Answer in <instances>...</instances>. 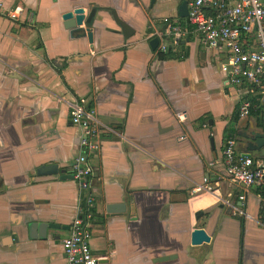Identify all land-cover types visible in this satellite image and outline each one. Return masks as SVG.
<instances>
[{
	"label": "crops",
	"instance_id": "0c3cea01",
	"mask_svg": "<svg viewBox=\"0 0 264 264\" xmlns=\"http://www.w3.org/2000/svg\"><path fill=\"white\" fill-rule=\"evenodd\" d=\"M181 1L0 0L21 9L14 20L0 14V264H65L61 240L79 198L69 173L77 97L100 130L89 155L90 246L100 264H264V183L231 180L223 164L228 138L242 155L245 136L264 134L263 109L237 115L251 94L227 82L222 56L198 34L178 46L157 36L164 17L182 18ZM73 6L95 8L92 42L64 28ZM162 44L187 55L159 59ZM51 164L61 172L37 174ZM40 223L52 226L44 236ZM199 227L210 240L192 245Z\"/></svg>",
	"mask_w": 264,
	"mask_h": 264
},
{
	"label": "built area",
	"instance_id": "2783aa9c",
	"mask_svg": "<svg viewBox=\"0 0 264 264\" xmlns=\"http://www.w3.org/2000/svg\"><path fill=\"white\" fill-rule=\"evenodd\" d=\"M185 1L187 16L184 21L164 17L155 33L161 39H168L173 46H178L189 32L198 34L204 48L222 56L219 66L227 82L251 94L240 100L238 116L245 117L262 108L264 121V0ZM20 11L19 7L7 10L0 3V14L12 20ZM167 49V44L160 46L163 52ZM69 116L71 124L81 130L77 143L79 153L69 165L79 198L69 234L61 240L64 260L65 264H100L90 246L95 194L89 161V155L99 148L100 130L83 97L69 103ZM223 164L231 180L246 186L264 183V157L256 160L252 156L237 154L234 138L224 142ZM238 198L243 201L244 196ZM236 211L244 215L242 209Z\"/></svg>",
	"mask_w": 264,
	"mask_h": 264
},
{
	"label": "water",
	"instance_id": "95a60500",
	"mask_svg": "<svg viewBox=\"0 0 264 264\" xmlns=\"http://www.w3.org/2000/svg\"><path fill=\"white\" fill-rule=\"evenodd\" d=\"M178 15L182 18L187 16L186 1L182 0L178 6ZM117 23H119L124 36H130L133 34L134 30L125 22L121 21L115 11H111ZM95 14V8H91L84 12L83 7L73 6L70 10L63 12L61 15L63 26L65 29L70 31L72 37L86 36L89 42L93 40V32L90 27L91 20ZM88 25V26H83ZM152 49H155L158 44L157 38H152L149 42ZM246 140L241 141L239 151H241L245 156L253 157H264V134L261 132L252 131L249 135L245 136ZM59 168L56 164L44 165L37 169L38 175H51L58 174ZM61 172V171H60ZM63 177V176H62ZM70 177L71 174H70ZM38 230L45 235V231L48 227L47 223L36 224ZM210 236L206 233L203 228H194L190 234V243L192 245L201 244L202 242H209Z\"/></svg>",
	"mask_w": 264,
	"mask_h": 264
},
{
	"label": "trees",
	"instance_id": "16d2710c",
	"mask_svg": "<svg viewBox=\"0 0 264 264\" xmlns=\"http://www.w3.org/2000/svg\"><path fill=\"white\" fill-rule=\"evenodd\" d=\"M179 20L182 22V21H184V18H179ZM157 57L159 58V59H167V58H184V57H186V55H187V52H185L184 54H182V55H176V54H174V53H171L169 50L168 51H166V52H157ZM51 64L52 65H54L55 67H57L55 64H54V62L53 61H51ZM237 115H238V113H237Z\"/></svg>",
	"mask_w": 264,
	"mask_h": 264
},
{
	"label": "rangeland",
	"instance_id": "374dc122",
	"mask_svg": "<svg viewBox=\"0 0 264 264\" xmlns=\"http://www.w3.org/2000/svg\"><path fill=\"white\" fill-rule=\"evenodd\" d=\"M218 66H219V64H218Z\"/></svg>",
	"mask_w": 264,
	"mask_h": 264
}]
</instances>
